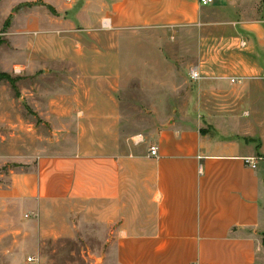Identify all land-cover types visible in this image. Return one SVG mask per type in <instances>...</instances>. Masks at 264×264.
Here are the masks:
<instances>
[{
	"label": "crops",
	"instance_id": "0c3cea01",
	"mask_svg": "<svg viewBox=\"0 0 264 264\" xmlns=\"http://www.w3.org/2000/svg\"><path fill=\"white\" fill-rule=\"evenodd\" d=\"M61 5L67 13L56 24L61 30L103 35L39 54L43 70L54 66L51 72L63 77L41 115L72 119L65 124L81 127L78 142L13 172L14 200L39 210L82 204L65 215L56 234H76L74 221L87 217L93 235L104 241L103 264H264V19L252 17L251 1ZM169 28L191 31L206 46L193 70L200 78L190 73L210 89L199 105L205 122L158 117L139 141L121 128L129 68L125 35ZM157 57L143 78L165 75ZM150 145L157 146L156 157Z\"/></svg>",
	"mask_w": 264,
	"mask_h": 264
},
{
	"label": "rangeland",
	"instance_id": "374dc122",
	"mask_svg": "<svg viewBox=\"0 0 264 264\" xmlns=\"http://www.w3.org/2000/svg\"><path fill=\"white\" fill-rule=\"evenodd\" d=\"M72 1L0 0V72L16 79V90L0 80V264H103L104 241L93 235L87 217L74 221L76 234H56L65 215L81 209L82 204L50 203L39 210L18 203L9 193L13 172L27 171L39 155L61 152L78 142L80 126L65 124L72 119L51 121L41 115L49 111L43 106L55 100L63 77L51 72L54 66L52 74L43 70L46 62L40 64L39 54L55 53L63 44L72 49L81 40L89 41L90 36H103L102 31L88 34L57 26L67 19L61 4ZM249 1L252 17L263 20L264 0ZM125 36L129 68L127 92L121 98L122 130L134 136L144 134L158 117L205 122L199 105L210 89L190 79L206 54L199 38L191 31L170 28ZM157 56L165 75L143 78V70L153 68L151 63L157 62ZM70 222L69 228L73 225Z\"/></svg>",
	"mask_w": 264,
	"mask_h": 264
},
{
	"label": "built area",
	"instance_id": "2783aa9c",
	"mask_svg": "<svg viewBox=\"0 0 264 264\" xmlns=\"http://www.w3.org/2000/svg\"><path fill=\"white\" fill-rule=\"evenodd\" d=\"M213 2H214V0H199V3H200L201 5H209V4H212ZM263 19H264V18H263ZM263 22H264V20H263ZM199 78H200V75H199L198 71H192V72H191V79H193V80H197V79H199ZM230 81H231L232 83L240 82V78L232 77V78L230 79ZM139 137H140L139 141L142 140V136L139 135ZM149 154H150V156H152V157H156V156L158 155V148H157L156 145H150V146H149ZM252 166H255V165L252 163ZM28 260L31 261L32 258H29Z\"/></svg>",
	"mask_w": 264,
	"mask_h": 264
},
{
	"label": "trees",
	"instance_id": "16d2710c",
	"mask_svg": "<svg viewBox=\"0 0 264 264\" xmlns=\"http://www.w3.org/2000/svg\"><path fill=\"white\" fill-rule=\"evenodd\" d=\"M0 80H5L8 81L9 84L11 85V87L16 90V79L9 76L7 73L5 72H0Z\"/></svg>",
	"mask_w": 264,
	"mask_h": 264
}]
</instances>
